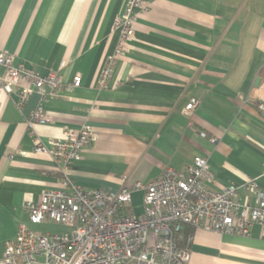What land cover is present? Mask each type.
Listing matches in <instances>:
<instances>
[{
    "label": "crops",
    "instance_id": "0c3cea01",
    "mask_svg": "<svg viewBox=\"0 0 264 264\" xmlns=\"http://www.w3.org/2000/svg\"><path fill=\"white\" fill-rule=\"evenodd\" d=\"M142 1L129 49L100 89L126 0H0V51L60 80L55 92L33 90L21 106L16 90L0 99V258L21 223L41 233L69 230L32 224L23 207L58 188L62 176L49 152L33 151L36 136L47 143L67 129L92 128L66 169L87 190L146 185L195 156L207 157L213 189L248 180L264 189V0ZM76 73L81 84L70 89ZM192 97L198 105L188 111ZM39 105L48 121L29 124ZM143 193H131L132 213H141ZM188 248L191 264H264V222L248 236L193 229Z\"/></svg>",
    "mask_w": 264,
    "mask_h": 264
},
{
    "label": "built area",
    "instance_id": "2783aa9c",
    "mask_svg": "<svg viewBox=\"0 0 264 264\" xmlns=\"http://www.w3.org/2000/svg\"><path fill=\"white\" fill-rule=\"evenodd\" d=\"M146 8L142 0H126L114 23L120 32L118 44L99 72L100 89L107 87L117 59L129 49L136 11ZM0 70V99L16 90L17 106L33 90L44 96L47 88L53 93L60 85L56 71L42 75L16 63L5 51H0ZM21 79L26 84H21ZM80 84L81 76L76 73L70 89ZM197 105L198 100L192 97L185 108L192 111ZM260 108L264 111V104ZM48 119L39 105L28 123ZM201 136L207 137L204 133ZM93 137L92 128L83 125L49 138L47 143L37 136L33 139V151L49 152L62 176L58 188L43 191L37 201L26 200L23 207L30 223L50 220L69 226V230L41 233L21 223L15 238L4 242L0 264H191L189 248L180 247L176 240L183 225L248 236L253 224H263L264 189L253 180L213 189V174L205 156H195L184 170L168 167L150 183L124 185L116 193L82 188L66 175V169L81 158L85 144ZM138 190L144 192L143 206L136 214L130 211L131 193Z\"/></svg>",
    "mask_w": 264,
    "mask_h": 264
},
{
    "label": "trees",
    "instance_id": "16d2710c",
    "mask_svg": "<svg viewBox=\"0 0 264 264\" xmlns=\"http://www.w3.org/2000/svg\"><path fill=\"white\" fill-rule=\"evenodd\" d=\"M192 227L183 225L181 230L176 234V240L180 247H189L188 237L192 235Z\"/></svg>",
    "mask_w": 264,
    "mask_h": 264
},
{
    "label": "rangeland",
    "instance_id": "374dc122",
    "mask_svg": "<svg viewBox=\"0 0 264 264\" xmlns=\"http://www.w3.org/2000/svg\"><path fill=\"white\" fill-rule=\"evenodd\" d=\"M126 264H132V263L129 262V263H126Z\"/></svg>",
    "mask_w": 264,
    "mask_h": 264
}]
</instances>
